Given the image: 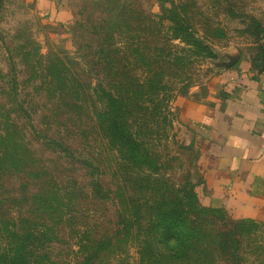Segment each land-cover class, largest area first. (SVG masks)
Wrapping results in <instances>:
<instances>
[{"label": "rangeland", "instance_id": "1", "mask_svg": "<svg viewBox=\"0 0 264 264\" xmlns=\"http://www.w3.org/2000/svg\"><path fill=\"white\" fill-rule=\"evenodd\" d=\"M67 4L66 14L48 19L30 1L0 0V146L8 144L0 170V240L13 225H36L46 236L34 249V264H82L89 246L106 237L112 250L93 264H142L139 250L146 242L155 257L164 255L159 264H264V220L235 217L197 198L198 213L186 224L197 247L168 258L170 248L153 231L146 203L195 189L197 162L211 148L191 139L178 120L180 105L206 97L230 62L260 73L263 42L251 24H264V0ZM175 15L188 21L209 55L173 36ZM98 48L116 51L124 82L162 74L165 88L154 102L160 109L147 101L132 125L158 171L125 163L99 126L103 105L95 87L119 76L103 69ZM43 195L60 196L59 208L43 206ZM121 200L133 204L132 229L118 235Z\"/></svg>", "mask_w": 264, "mask_h": 264}, {"label": "crops", "instance_id": "2", "mask_svg": "<svg viewBox=\"0 0 264 264\" xmlns=\"http://www.w3.org/2000/svg\"><path fill=\"white\" fill-rule=\"evenodd\" d=\"M48 19L66 14L67 0H27ZM230 62L208 95L186 98L178 120L211 150L193 181L201 203L235 217L264 220V71Z\"/></svg>", "mask_w": 264, "mask_h": 264}, {"label": "trees", "instance_id": "3", "mask_svg": "<svg viewBox=\"0 0 264 264\" xmlns=\"http://www.w3.org/2000/svg\"><path fill=\"white\" fill-rule=\"evenodd\" d=\"M171 20L174 37L182 38L184 41L199 48L205 55L210 54L208 45L195 37L187 20L184 19L182 21L183 19L176 15ZM251 26L254 32L262 39L264 49V24L254 20ZM95 53L99 54L98 57L101 63L105 65V68H103L105 71L111 70L115 77L119 76L113 84L104 86L103 82L100 81L95 87L98 92L99 102H102L103 105L102 111L98 114L99 126L106 132L107 139L125 163L143 171H158V164L152 158V152L145 146L143 138L135 134L132 125L138 115L148 109L147 101L154 103L155 96L165 88V85L160 80L162 74H156L158 75L157 80L147 78L146 80L136 79L133 82H124V79L120 76L121 70H119L122 65L116 66L117 59L113 58L116 51L112 48L108 50L98 48ZM262 71H264V67L258 69V72ZM69 78L68 76L67 81ZM165 100L167 99L165 98ZM154 106L156 109H160V105H157V103H154ZM0 147H2V150H0L1 170L3 165L7 164L8 144ZM195 184H192V186H195ZM149 190H151L150 186ZM172 193L171 197L156 201L155 205L146 203L153 218L151 219L153 231L157 230L162 243L170 248L171 253L168 254V258H175V256L183 258L185 250L191 251L197 247V243H195L197 241H194L193 235L187 233L186 224L190 220L191 213L197 209L198 195L195 189L191 187H184L181 195L174 191ZM54 194H56V191ZM61 201L60 196L56 195H43L41 197L43 206L49 209L59 208L58 204ZM120 206L121 230L118 235L123 230L131 231L132 229L130 212L133 204H127L126 201L121 200ZM211 210L216 211L215 208ZM203 212L207 213L209 211L205 209ZM8 231L6 237H3L2 241L0 240V264H34V249L41 237L46 235L42 230L36 228V225L25 228L13 225L12 229ZM151 247L152 245L148 242L140 246L139 254L142 264H159V257L164 256L158 253L157 257H155L150 252ZM111 250V239L106 237L97 240L89 246L88 253L83 257L82 264H93L99 255ZM187 264H206V262L194 260Z\"/></svg>", "mask_w": 264, "mask_h": 264}]
</instances>
